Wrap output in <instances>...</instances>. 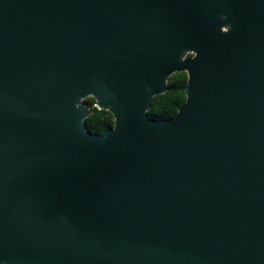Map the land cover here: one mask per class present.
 Here are the masks:
<instances>
[{
  "label": "water",
  "instance_id": "95a60500",
  "mask_svg": "<svg viewBox=\"0 0 264 264\" xmlns=\"http://www.w3.org/2000/svg\"><path fill=\"white\" fill-rule=\"evenodd\" d=\"M0 264H264V0H0Z\"/></svg>",
  "mask_w": 264,
  "mask_h": 264
},
{
  "label": "trees",
  "instance_id": "16d2710c",
  "mask_svg": "<svg viewBox=\"0 0 264 264\" xmlns=\"http://www.w3.org/2000/svg\"><path fill=\"white\" fill-rule=\"evenodd\" d=\"M186 81L185 73H176L169 77L167 91L151 100L147 111L148 117L155 121L168 120L174 117L185 102ZM83 102L87 107H90V115L84 122L91 134L100 135L113 128L114 120L109 112L97 110L92 98H87Z\"/></svg>",
  "mask_w": 264,
  "mask_h": 264
}]
</instances>
